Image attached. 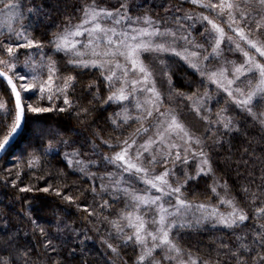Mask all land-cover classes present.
I'll list each match as a JSON object with an SVG mask.
<instances>
[{
  "label": "snow or ice",
  "instance_id": "obj_1",
  "mask_svg": "<svg viewBox=\"0 0 264 264\" xmlns=\"http://www.w3.org/2000/svg\"><path fill=\"white\" fill-rule=\"evenodd\" d=\"M7 158L0 264H264V0H0ZM69 174L88 185L78 196ZM207 177V199L189 200ZM41 193L66 205L52 220ZM206 227L220 235L205 251L182 243Z\"/></svg>",
  "mask_w": 264,
  "mask_h": 264
},
{
  "label": "trees",
  "instance_id": "obj_2",
  "mask_svg": "<svg viewBox=\"0 0 264 264\" xmlns=\"http://www.w3.org/2000/svg\"><path fill=\"white\" fill-rule=\"evenodd\" d=\"M72 0H69V3L71 4ZM115 0H113V3ZM155 3L159 4L160 0H154ZM71 10V9H70ZM37 36H39V31L36 33ZM197 39L199 37L197 36ZM229 58H231V53L228 54ZM67 74V73H65ZM93 75L86 73L84 76L80 77L81 83L77 85V90L80 89L82 84H86L89 80L93 79ZM177 86L182 90V91H188L189 89L186 87V84L189 80H196L198 79L195 76L189 75L188 72L185 71V67L181 65L179 69L176 72V75L174 77ZM196 88V84L193 83L192 85V90ZM203 91V89H201ZM115 106H112L109 108V112L113 110ZM108 113H105L107 115ZM74 124L75 121H72ZM107 127V125H102ZM137 125L132 124L130 127L126 128L124 130V134L127 135L130 133ZM85 135H87V132H85ZM115 135V133L113 134ZM224 153H221L220 157H217L218 161L222 160ZM16 161L11 158L7 159H2L0 160V201H3V204H0V208H3L4 205L8 204L10 200L13 199V194L16 192L15 189H12L10 186L5 187L3 184V177L8 175L7 170L8 169H13L12 176L10 178H15V165ZM46 168H61L63 165L55 158L49 157L48 158V163L45 165ZM195 165L192 168V171H194ZM95 170V169H93ZM227 172V176H225V173ZM24 173L22 174L21 180L23 184H30V183H36V181L33 178V172L28 171L26 168L24 169ZM216 175L220 177L221 179H228L229 184L233 188V194L238 193L239 188L238 184L235 179V172L234 171H228L227 168L223 165V163H220V167L217 169ZM43 182H41L42 184ZM66 183L69 185V188L66 190L69 194L72 195H79L80 190L82 188H86L88 185L86 183L82 184L80 180L78 179L77 175H72L69 174L66 179ZM99 183V181H97ZM212 183V177H207L205 179H201L199 183H194L191 187L188 193H186L187 197L189 200H194V201H204L207 199L205 195H197L196 193H204L205 190L207 189V185ZM27 196L31 197L33 194L29 193L26 194ZM41 197V201L43 202V207L42 210L38 207L36 215L41 217V220H52L54 217L51 215L50 210L57 208V206H63L66 207V205H62V202L60 201L59 198L55 196H47L46 194H37ZM91 196L86 195L81 197L80 202L81 203H91ZM35 203V202H34ZM22 202H16L14 203V207L11 209V211H19L21 208ZM123 207V204H117L115 205V210L119 211L120 208ZM73 213L76 212L75 207L71 209ZM13 220L15 221V217H12ZM220 235L219 232H215L213 230H210V228L206 227L203 230L197 232L196 230H191L182 235V243L186 246H199L201 251H205L211 244L215 236ZM129 255H131V252H129Z\"/></svg>",
  "mask_w": 264,
  "mask_h": 264
},
{
  "label": "rangeland",
  "instance_id": "obj_3",
  "mask_svg": "<svg viewBox=\"0 0 264 264\" xmlns=\"http://www.w3.org/2000/svg\"><path fill=\"white\" fill-rule=\"evenodd\" d=\"M236 55L239 56L238 53H237ZM231 58H235V57H233V56L231 55ZM231 58H230V59H231ZM225 100H226V98L222 95L221 98H220V103H219L218 106H223V105L225 104ZM177 103H180V101H177ZM189 119H191V118L189 117ZM194 165H195V163L193 162V164H192V168L194 167ZM194 170H195V168H194Z\"/></svg>",
  "mask_w": 264,
  "mask_h": 264
}]
</instances>
